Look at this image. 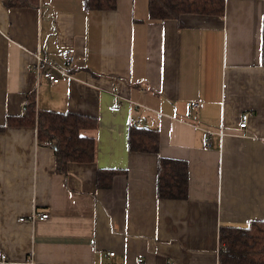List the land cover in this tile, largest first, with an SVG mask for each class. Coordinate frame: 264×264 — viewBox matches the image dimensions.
Listing matches in <instances>:
<instances>
[{
	"label": "crops",
	"instance_id": "0c3cea01",
	"mask_svg": "<svg viewBox=\"0 0 264 264\" xmlns=\"http://www.w3.org/2000/svg\"><path fill=\"white\" fill-rule=\"evenodd\" d=\"M31 3L0 0V125L36 89L40 109L97 119V155L59 170L36 126L0 132V264H221L220 228L264 220V0L163 21L150 0ZM66 48L73 77L37 85L34 53L61 64ZM133 116L158 152L129 149ZM160 157L187 161V198L159 197ZM35 211L51 216L19 220Z\"/></svg>",
	"mask_w": 264,
	"mask_h": 264
},
{
	"label": "trees",
	"instance_id": "16d2710c",
	"mask_svg": "<svg viewBox=\"0 0 264 264\" xmlns=\"http://www.w3.org/2000/svg\"><path fill=\"white\" fill-rule=\"evenodd\" d=\"M32 4L31 0H17ZM88 9L114 8L116 0H86ZM225 0H150V14L156 21L180 18L186 13L224 15ZM264 64V19H263ZM27 112L7 117L0 132L7 126H36L40 144L55 147L57 169L67 170L69 162H92L97 155L95 131L98 121L94 117L72 112L40 109L37 90L29 92ZM159 132L131 123L129 149L158 152ZM122 170H99V184L109 186L114 175ZM160 198L185 199L189 192V170L185 160L160 157L158 176ZM221 264H264V220H253L247 226L227 225L220 228Z\"/></svg>",
	"mask_w": 264,
	"mask_h": 264
},
{
	"label": "built area",
	"instance_id": "2783aa9c",
	"mask_svg": "<svg viewBox=\"0 0 264 264\" xmlns=\"http://www.w3.org/2000/svg\"><path fill=\"white\" fill-rule=\"evenodd\" d=\"M35 56V61L33 63V70L36 74L37 77V85L41 83L43 79H47L53 83H58L61 81L63 77H68L71 78L73 77L72 74V67L74 66L75 62V54L71 48H66L62 52V63H57L54 60L49 59L47 56L43 54L41 49L37 50L34 53ZM146 91V89H143ZM26 100L23 102V107H22V113L27 112V107H26ZM122 104L120 102H116L113 106V110H119L121 108ZM146 106V105H144ZM194 106L196 108L201 107V101L200 100H195L194 101ZM252 115V111H245L243 113L242 121L240 123V126L242 128L247 127L248 124V119ZM131 121L135 124H140V119L136 116H133L131 118ZM221 135H224L226 131L224 130L223 127H221L220 130ZM52 145V143H51ZM51 214L49 212H40V211H35L30 217H20L19 220L22 222H28V221H43V220H48L50 218ZM224 245V244H223ZM111 255H115V251H111ZM0 261L1 262H7V255L2 254L0 256ZM31 263L33 264L34 261L31 260ZM138 264H144V259L139 258L138 259ZM171 264H176L175 262H172Z\"/></svg>",
	"mask_w": 264,
	"mask_h": 264
}]
</instances>
